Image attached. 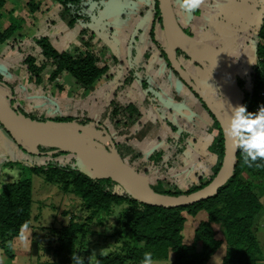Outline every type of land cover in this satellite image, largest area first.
Masks as SVG:
<instances>
[{
	"label": "trees",
	"instance_id": "16d2710c",
	"mask_svg": "<svg viewBox=\"0 0 264 264\" xmlns=\"http://www.w3.org/2000/svg\"><path fill=\"white\" fill-rule=\"evenodd\" d=\"M108 1L55 0L64 11L62 18L70 29L76 25L83 27L80 31V41L84 44V48L76 47V51H73L64 46H59L48 36L50 35L48 30L53 27L43 31L44 34L42 36L34 38L35 44L41 49L40 55L42 59L39 58L37 60L35 55L28 54L23 61L26 64L29 78H32L35 84L41 82L43 72L48 67L50 72H48L47 80L49 83L56 84L59 91L62 90V85L57 84V79L64 73L85 90H92L98 85V82H101L102 78L110 77V65L105 63V61L103 63L101 54L97 55L93 52L92 36H89V40L82 38L92 22L90 9L94 6L96 13H99ZM6 2L7 0H0V18L3 16L2 9ZM27 5L31 12H34L40 7V2L29 0ZM172 5L173 8L176 5L180 6L179 0H172ZM154 8L155 20L149 32L152 41L160 51L158 56L185 83L172 67L167 53V46L164 43L162 44V41L156 37L154 32L156 25L159 24L162 28V17L158 0H155ZM11 11L9 26L0 31V48L7 46L12 36L22 29L20 18L11 13ZM198 12L199 9L191 13L198 14ZM262 19L261 29L254 34L256 40V63L253 65L251 73V86L237 73L239 84L245 94L244 104L249 111H256L257 107L262 105L260 90L264 87V12ZM140 31L139 28H136L129 40L131 50H133L131 55L134 60H136V56H139L138 50L143 47L139 39ZM51 33L54 32L51 31ZM98 38L100 39V37ZM146 51L143 52L144 55L151 54ZM177 56L179 60L184 58L199 65L206 72L205 68L193 61L182 50L177 51ZM135 64L132 61V66L126 71L125 76L118 80L117 88L114 92L115 95L129 87L135 79L138 80V86L141 90L150 88V84L147 82L150 72L141 66L136 68ZM183 67L187 70V67L184 65ZM210 70L213 74L216 73L213 67H210ZM210 78L211 76H209ZM0 85L10 90V95L4 97L8 104L15 110L23 112L33 119L40 120L23 109L13 86L4 80L1 74ZM189 89L212 117L213 122L209 132L212 134L213 139L209 145V150L217 155L215 165L212 166V173L207 178L199 180L197 184L183 188L180 184H172L168 179L175 169L173 168L174 163L186 149V134L183 133L178 138L168 137L169 147L164 148L158 144L157 148L145 158L124 139L119 141L115 134L111 133L109 136L116 143L121 157L132 172L141 180V174L152 176L153 182L148 183L143 180L144 184L157 192L167 195L188 194L208 184L217 174L224 156V134L219 120L199 95L190 87ZM209 92L207 94L211 97L216 94H219L220 97L225 96L223 89L218 85H215L214 91L210 90ZM147 95L152 96V92L148 90ZM104 113L103 116L100 115L94 119L67 115H42L41 117L43 120L76 121L79 124L89 126L93 128L95 133L101 135L108 144L110 142L106 133L108 132L106 127L107 119L111 121L115 130H119L121 126L130 127L140 117V112L135 103L123 106L115 97L110 101ZM102 129L106 130V132ZM7 131L13 136L9 130ZM25 139V143L21 141L23 139H19L20 145L33 149L35 153L46 154L55 151L50 154L52 156L66 153L65 151L56 150L55 147L41 140L37 139L34 141L30 137H25ZM15 140L17 141L16 138ZM31 169L38 176H44L47 182L59 183L63 190L70 191V193L80 197L85 207L91 211L92 215H97L101 223H103L105 216L113 214L116 206H121L118 220L125 237L124 251L99 256L95 264L138 263L142 261L143 254L146 251L152 253L153 260L167 259L169 260L168 264H213L210 259L223 243L226 246L221 264H258L263 259V251L257 239V219L264 209V203L261 200V195L264 193V160L258 159L252 166H249L244 162L239 149L236 164L229 180L213 196L186 206L165 207L142 202L127 192L117 180L110 177H91L77 166L61 165L52 161L47 165H33ZM196 169L199 170V168ZM196 173L203 174L199 171ZM244 173H247L246 177H244ZM21 174L22 172L19 175L21 177L8 182L0 191V245L5 255L10 259L13 257L10 250V241L16 236H21L23 229L29 227L33 219L32 179ZM201 211L207 213L206 219L196 218ZM188 217L193 218L191 223L194 231L191 242H186L183 235V229ZM215 223L220 225L221 237H217ZM54 232L59 235V244L47 250H51L53 255L58 257L64 264H72L74 259H71V257H76L79 260V264H81L79 247L86 242V234L89 232L88 225L71 218L68 225L62 226L60 230L55 229ZM170 254L173 255L172 259H170Z\"/></svg>",
	"mask_w": 264,
	"mask_h": 264
},
{
	"label": "rangeland",
	"instance_id": "374dc122",
	"mask_svg": "<svg viewBox=\"0 0 264 264\" xmlns=\"http://www.w3.org/2000/svg\"><path fill=\"white\" fill-rule=\"evenodd\" d=\"M28 1L29 0H7L2 9L3 16L0 18V31L9 26L11 10V13L20 18L19 21L22 25V29L18 30L12 36L8 45L5 46L7 52H13V55L11 58L9 57L8 60L11 64L8 67L7 73L2 70L4 57L0 56V72H4V75H2L3 79L13 86L17 93L18 101L22 104L23 109H25L27 113H31L34 117H38L40 120H43L41 117L42 115H67L89 117L93 119L98 118L100 115L103 116L105 113H103L102 106L105 107L106 100L102 97L104 94L101 93L104 88H98V85H96L91 91L81 89L80 92H78V90H76L77 85L73 83V79L68 75L63 74L57 79V84L64 85L69 93L62 97L64 101L63 104H61L60 99H58L61 98L59 97L58 90L53 87L52 83L49 85L47 80L48 72H50L49 67L43 73L44 78L42 80V85L52 86L53 92L55 93L54 95L50 91V87H48V90L42 92L41 100L34 101V97H31V90L34 88L33 85L35 84L32 78H29L28 86H25L22 91L20 90V92H18V88L23 86L24 79H28L29 77L26 64L23 62L25 57L28 54H33L36 56L37 60L39 58L42 59V56L40 55L41 49L35 44L34 38L42 36L44 34L43 31L53 27L52 30H54L55 36H58L56 39L58 41H56L57 43L55 44L59 46L67 47V49L73 51H76V47L84 48V44L80 41V31L83 27L81 25H76L74 28L70 29V35H66L69 27L62 18L64 11L55 0H36L40 2V7L34 12H31V9L28 7ZM154 2L155 0H109L99 13H96L94 6L90 9L92 22L82 38L89 40V36H92L91 41L93 44V52L97 55L101 54L103 63L105 61V63L110 65V77H107L108 79L104 77L101 81L103 79L105 81L106 79L107 81L113 79L112 81H114L116 80L115 78H119L120 76V79H122L125 76L126 71L132 66V61L134 62L131 55L133 50H131L129 40L136 28L141 30L139 39L143 42L142 49L138 50L139 56L137 58L143 60L142 55L146 50L147 53L160 54V51L152 41L149 32V29L155 20ZM208 2L209 7L207 6V15H205L204 18L210 13V17L207 18L209 20L203 22V24H195V26L193 23L190 27H186L189 20L183 17V8L176 5L173 9L180 26L193 38L199 41H204L206 44L222 51L237 68L239 72L237 73L245 79L249 86H251V73L253 65L256 63V40L254 34L261 29L263 24L262 15L264 12V0H248L245 1L247 2L245 4L241 2L242 5L239 3V0H210ZM246 4H248V6ZM200 14H203L202 10H200ZM211 14L213 15L211 16ZM120 17L124 21H127L128 26V19L132 17L135 24L133 23L131 26H127V28L123 29L118 28L117 20ZM246 17L251 18V20L244 19ZM212 22L214 23L213 25ZM154 32L158 40L160 39L166 46H168L166 35L159 24L156 25ZM54 33L48 32V34H50L48 35L49 38L53 36ZM98 37H100V39ZM241 42L242 46H239L238 44H241ZM220 47L224 50L220 49ZM231 51L234 54H231ZM238 57H240V59L237 60ZM116 58H119V61H117ZM152 59L156 60L157 57L153 56ZM180 62L187 67L188 72H190L206 93H210V90L214 91L215 85H218L216 80L213 78L209 79V75L203 71L199 65L187 61L184 58H181ZM135 66L137 68L139 64H135ZM139 75L141 76V74ZM171 77H174V75H171ZM167 78L168 76H166V80ZM134 84H137V82L135 81ZM20 85L21 87H19ZM42 85H40V88ZM153 89L155 90L156 86L153 85ZM109 91V98L111 100L113 97L116 98L117 94L115 95L113 89ZM24 92L25 95L22 94ZM7 95H10V90L0 85V96L4 98ZM154 95L155 94L152 95L153 97H150L158 98L156 95V97H154ZM165 95L162 94L160 96L162 97L161 99H165ZM211 98L215 102H225L226 100V96L220 97L219 94L212 95ZM116 100H118V98H116ZM182 100L185 101V99ZM158 107L161 108L162 105H159ZM259 107L260 106H258L257 109ZM106 127L108 132L104 129L102 130L109 135L110 133L115 134V137L120 141L121 138H119L120 135H118L120 134V130H115V127L109 119L106 121ZM163 127H166L165 123H163ZM201 127H203L202 124ZM60 132L64 136L80 139L93 145L105 147L108 144L104 141V138L101 135L95 133L94 130L90 128L88 131H78L74 128H65L61 129ZM164 134L165 131L163 130L160 139L163 138ZM9 136V132L3 127L2 122H0V180L1 178H8L10 180L14 174L19 171L20 173L22 172L21 175L24 177H30L32 179L34 197L32 208L34 219H32V223L34 224V229L31 230V236L33 237L35 245L32 249L34 258L33 264L34 262L35 264H64L58 257L53 255L51 250L48 251L47 249L58 246L59 235L57 232H54V230H60L62 226L68 225L71 218L86 223L89 227V232L86 234V242L79 247L80 258L82 261L81 264H95L99 256L117 251H124L123 245L125 237L118 220L121 206H116L113 214L105 216L103 223H101L97 215H92L91 211L85 207L80 197L70 193V191L63 190L59 183L53 184L47 182L44 176L36 175L33 172V169H31L33 165H47L52 161L61 165L75 167L77 166L75 154L66 152L57 156H52L50 154L55 151L46 154L30 152L29 147L21 146L19 140L16 141ZM158 138L159 137L156 139ZM21 141L25 143L26 139ZM202 141H204L203 146H208L207 144L211 143V138L206 140L203 139ZM193 143L194 142H191L190 144L194 154L189 158L194 160L197 158V155L196 147ZM156 148L157 144H153L150 146L151 150L146 146H143L142 149L147 152H153ZM124 158L127 159L126 156H124ZM178 160L175 162H179V165H177L178 167H175L172 174L168 177L172 184H180L181 187L185 188L186 186L197 184L199 180L207 178V176L212 173V165L210 161V165L206 167L203 171L204 173L199 174L196 173L199 170L195 168L193 161L189 160V163L184 165L183 160L179 158ZM215 161H213L212 164H214ZM246 176L247 173H244V177ZM141 177L142 181L144 180L148 183L153 182V178L150 175L141 174ZM170 178H172L173 181ZM261 200L264 203V193L261 195ZM91 216L92 218H90ZM196 218L206 219L207 213L201 211ZM192 219L193 218L188 217L183 229V235L186 242H191L193 238L194 230L191 223ZM214 226L217 232V237H221L222 231L219 223H215ZM53 228L55 229L53 230ZM257 239L263 251V259L258 262V264H264V209L257 219ZM78 245L80 246V244ZM225 246V243H223L219 250L211 257L210 261L213 264L222 263ZM3 251V248L0 247V255L1 252L2 255H5ZM35 258H39V260L37 261ZM172 258L173 255L170 254V259ZM71 259L73 258L71 257ZM168 263L169 260L167 259L153 260V264ZM72 264H76V261L73 260ZM128 264H141V262H129Z\"/></svg>",
	"mask_w": 264,
	"mask_h": 264
},
{
	"label": "water",
	"instance_id": "95a60500",
	"mask_svg": "<svg viewBox=\"0 0 264 264\" xmlns=\"http://www.w3.org/2000/svg\"><path fill=\"white\" fill-rule=\"evenodd\" d=\"M159 10L162 17V28L166 35L168 46L167 53L172 67L181 76L185 83L206 103L207 107L219 120L221 127L227 124L222 118L220 109L193 76L183 67L178 59L177 51L182 50L193 61L205 68L207 74L215 79L219 87L225 93V102L230 105L244 104L245 94L239 84L237 72L231 60L220 50L199 41L188 35L180 26L176 19L172 0H158ZM215 69V74L210 70ZM221 74L225 83L220 80ZM224 102V103H225ZM0 122L9 130L17 140L30 137L34 141L41 140L56 148L58 151L74 153L77 159V167L94 178L110 177L120 182L125 190L142 202L159 206H186L213 196L231 177L236 164L238 149H234L232 141L224 133V156L221 166L213 179L201 187L188 194L167 195L157 192L144 184L121 157L116 143L107 134L109 144L104 146L93 145L80 139L64 136L60 130L74 128L78 131H88L89 126L79 124L76 121H61L54 119L37 120L23 112L15 110L0 96ZM55 130L56 132H53ZM33 141V142H34ZM25 146V145H23ZM27 147V146H25ZM98 156L107 159L113 170L97 171L92 168H85L80 162V156Z\"/></svg>",
	"mask_w": 264,
	"mask_h": 264
},
{
	"label": "crops",
	"instance_id": "0c3cea01",
	"mask_svg": "<svg viewBox=\"0 0 264 264\" xmlns=\"http://www.w3.org/2000/svg\"><path fill=\"white\" fill-rule=\"evenodd\" d=\"M208 1L210 0H203L201 6L199 7L198 14H192L190 12H186L183 9V13H184L183 17L189 20L186 27L192 26L193 23H194V26L195 24L198 25L199 23L203 24V22H206L209 20L207 18L210 17V13H208V16L204 18V16L207 15L206 10L209 7ZM245 1H248V0H239V3L241 4L242 2L245 4L247 3ZM246 5L248 6V4ZM200 10H202L203 12L202 15L200 14ZM212 15L213 14H211V16ZM244 19L251 20V18L249 17H246ZM128 22H129V26H131L133 23L135 24V21L132 17L128 19ZM213 24L214 23L212 22V25ZM127 26H128L127 21H124L121 17L117 20L118 28L123 29V28H127ZM52 29L49 31L54 32V30ZM69 32H70V28L67 30L66 35L69 36L70 35ZM57 38L58 36L57 35L55 36V33L53 34V36H51L52 41H55V42L58 41L56 40ZM121 43H122V40H121ZM141 43L143 44V42ZM238 45L242 46V42L241 44H238ZM220 49H223V48L220 47ZM12 53L13 52L11 51L7 52L6 47L0 48V56L4 57L3 59L4 62H2V67H3L2 70H4L5 73L8 72V67L11 64L8 60H9V57L11 58V56L13 55ZM230 53L234 54L232 51ZM153 56L157 57V59L156 60L152 59ZM142 58L143 60L141 59L139 60L136 56V60H134V62L136 64H139V66L146 68V70L150 72V76L147 80V82L150 84V88L146 90H141L140 87L138 86L139 84L138 80L135 79L129 87L123 89L122 91H119V93L117 94L116 96V98H118L117 101L121 105L127 106L130 103H135V105L138 108V111L140 112V117L133 125H131L130 127H125V126L120 127L119 129L120 130L119 133L121 136L120 138L124 139L129 145L137 149L142 154V157L145 158V157H148L152 151L147 152L143 150L142 149L143 146H146L150 149V146H152L153 144H157V146L158 144H160L164 148H166V147H169V142L167 141L168 137L173 136L175 138H178L180 135L184 133L186 134V142H185L186 149L183 151L182 155H180L179 159L183 160L184 165L188 164L189 160L193 161V165L196 168H199V172L204 173L203 171L206 169V167L210 165V162H211V165L214 166L216 162L215 160L217 159V155L213 152H210L209 150V145L212 143V139H213L212 134L209 132V128L213 122L212 117L210 116L206 108L203 106V104L200 102V100L189 89V87L173 73L171 68H169L166 65V63L158 56V54H155V53H152L150 55L143 54ZM238 59H240V57H238L237 60ZM116 60L119 61V58H116ZM235 69H236V72H238L236 67ZM1 72L0 74L4 75V72L2 73ZM171 75H174V77H171ZM166 76H168L167 80H166ZM120 77L115 78L116 80L114 81H112L113 79L107 81L108 78L106 77L107 78L106 81L103 79L98 84V88L99 87L104 88V90L101 93V94H104L102 95V97L106 100L105 102L106 104L104 103L105 107L102 106L103 113L105 112V109L108 108L109 103L111 101V99L109 98V94H110L109 90L113 89V91L115 92L117 88V83H118V80H120ZM42 80L39 84H34L33 85L34 88H32L31 90V93H32L31 97H34L33 99L34 101L41 100L42 92H44L45 90H48V87H50L49 89L53 93V95L55 94L53 92L52 86H49L51 83L48 82L49 83L48 86H45V85L43 86ZM135 81L137 82V84H134ZM28 83H29V77L28 79H24L23 86L22 87L21 85L19 86L21 88H18L19 90L18 92H20V90L22 91V89L25 86L27 87ZM73 83L77 85L76 90H78V92H80V90L83 89L80 86H78V84H76L74 80H73ZM40 85H42L43 88L42 87L40 88ZM52 85L55 89H57L56 84L52 83ZM59 85H62V84H59ZM153 85L156 86V89H155L156 91L153 89ZM148 90L152 92V95L155 94L158 98H152L153 96L152 97L148 96L147 95ZM67 93H69L68 89H66L64 85L62 86L61 91L58 90L59 97H61L58 99H60L61 104H63V101H64L62 97L66 96ZM22 94L25 95V92ZM162 94L164 95L166 94L164 96L165 99L164 98L161 99L162 97L160 96ZM155 95L154 97H156ZM182 99H185V101H183ZM159 105H162V107L159 108L158 107ZM67 114H70V113H67ZM163 123H165L166 127H163ZM201 124L203 125V127H201ZM163 130L165 131V134L163 138L160 139V135L162 134ZM9 137L15 140V138L11 134ZM157 137L159 138L156 139ZM209 138H211V143H208V144L206 143L208 146H203L204 141L202 140L203 139L206 140ZM191 142H194L193 145H195L196 147L197 158L195 157L196 159L194 160L189 158V157H192L194 154V151L190 144ZM29 151L34 152L33 149L31 148H29ZM213 161H215L214 164H212ZM177 165H179V162L175 163V165H173V168L178 167ZM19 175H20V171L16 172L10 180L8 178H1L0 191L4 187L5 184L12 181L13 179H17ZM33 219H34V216H33ZM33 226L34 224L31 223L29 227L23 229L21 236H16L10 241V250H11V253L13 254V257L10 259L6 255H2V252H1L2 256L0 255V264H33L34 258L32 254V249L35 246L33 242V237L31 236V230L34 229ZM0 247L2 248L1 245ZM35 259L37 261L39 260V258H35Z\"/></svg>",
	"mask_w": 264,
	"mask_h": 264
},
{
	"label": "clouds",
	"instance_id": "9594fccd",
	"mask_svg": "<svg viewBox=\"0 0 264 264\" xmlns=\"http://www.w3.org/2000/svg\"><path fill=\"white\" fill-rule=\"evenodd\" d=\"M186 12H195L203 0H179ZM223 133L231 139L234 149H239L246 164L252 166L258 159L264 160V104L256 111H249L245 104L230 105L227 125ZM76 264L79 260L74 257ZM141 264H153L150 251L143 254Z\"/></svg>",
	"mask_w": 264,
	"mask_h": 264
},
{
	"label": "bare ground",
	"instance_id": "6f19581e",
	"mask_svg": "<svg viewBox=\"0 0 264 264\" xmlns=\"http://www.w3.org/2000/svg\"><path fill=\"white\" fill-rule=\"evenodd\" d=\"M220 80L225 83L224 76L221 74ZM217 107L220 109L222 118L224 119L225 123L227 124L228 120V109L229 104L226 102H217ZM53 132H56L55 130H52ZM80 162L83 164L85 168H92L97 171H109L113 170V165L105 158L98 157V156H89V155H82L80 156Z\"/></svg>",
	"mask_w": 264,
	"mask_h": 264
},
{
	"label": "built area",
	"instance_id": "2783aa9c",
	"mask_svg": "<svg viewBox=\"0 0 264 264\" xmlns=\"http://www.w3.org/2000/svg\"><path fill=\"white\" fill-rule=\"evenodd\" d=\"M260 97L262 99V104H264V87L260 90Z\"/></svg>",
	"mask_w": 264,
	"mask_h": 264
}]
</instances>
